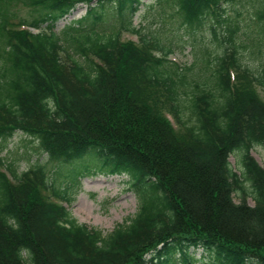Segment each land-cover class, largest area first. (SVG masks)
<instances>
[{"label": "trees", "instance_id": "obj_1", "mask_svg": "<svg viewBox=\"0 0 264 264\" xmlns=\"http://www.w3.org/2000/svg\"><path fill=\"white\" fill-rule=\"evenodd\" d=\"M155 4L181 27L207 23L189 66L170 59L164 26L133 25L140 0H0V142L20 132L73 175L58 190L43 166L0 157V264H192L197 248L210 264H264V167L251 156L264 150V64L240 62L264 51V0ZM78 5L84 16L55 32ZM18 7L30 23L11 24ZM244 11L256 29L241 39ZM93 175L126 176L137 202L107 234L64 206Z\"/></svg>", "mask_w": 264, "mask_h": 264}, {"label": "rangeland", "instance_id": "obj_2", "mask_svg": "<svg viewBox=\"0 0 264 264\" xmlns=\"http://www.w3.org/2000/svg\"><path fill=\"white\" fill-rule=\"evenodd\" d=\"M142 5L140 11L133 18V25L136 28L152 27L157 29V26H164V33L161 35L163 41H171L174 45V54L170 56L172 61L177 62L182 66H189L192 62V51L190 50V42L193 39L208 42L210 40V30L206 26L207 23L195 24L191 28L181 27L180 20L176 17L173 19H162L157 16L159 8L155 4L156 0H140ZM87 8L84 5H78L69 15L61 19L55 25L54 31L59 32L63 27L72 22L78 21L86 13ZM14 18L9 19L11 24H18L21 20L30 23L35 14L28 8L18 7L13 9ZM103 22L99 25L108 27L113 21L114 14L109 6H106ZM243 22L240 38L244 39L246 35L254 33L255 22L250 19L249 11L243 12ZM247 26V28H245ZM125 39L135 40V37L124 35ZM241 65L255 72L259 69L260 64H264V51L258 58L250 57L248 53L240 55ZM257 95L264 102V92L256 88ZM166 119L169 120L168 114L164 113ZM170 122V120H169ZM20 132H17L13 137L6 141L0 142V157L6 163H11L18 172L27 171L32 168V165H41L45 169L47 178L52 181L56 189H62L65 185H72V178H69L67 171L69 166L59 168L57 163L48 160V157L42 153L37 144ZM251 156L264 167V150L261 147L255 146L251 150ZM230 163L234 165L233 157L230 158ZM69 194L72 201L69 204H64L71 215L81 224L99 229L103 234H107L112 229L124 224L131 218L137 210L136 198L128 189V178L126 176H104L93 175L81 179L80 185L76 189H69ZM235 202L238 198L234 196ZM249 205H253L251 198L247 199ZM190 254L195 259L192 264H210L209 256L201 248L195 250L190 249ZM204 258V260H202Z\"/></svg>", "mask_w": 264, "mask_h": 264}]
</instances>
